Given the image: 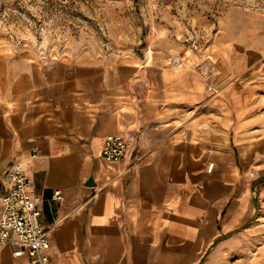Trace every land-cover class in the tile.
I'll list each match as a JSON object with an SVG mask.
<instances>
[{"label": "crops", "instance_id": "crops-1", "mask_svg": "<svg viewBox=\"0 0 264 264\" xmlns=\"http://www.w3.org/2000/svg\"><path fill=\"white\" fill-rule=\"evenodd\" d=\"M132 132L122 159L101 157ZM14 170L42 199L52 264H264V20L208 77L158 59L1 61L0 199ZM0 264L30 263L1 248Z\"/></svg>", "mask_w": 264, "mask_h": 264}, {"label": "rangeland", "instance_id": "rangeland-1", "mask_svg": "<svg viewBox=\"0 0 264 264\" xmlns=\"http://www.w3.org/2000/svg\"><path fill=\"white\" fill-rule=\"evenodd\" d=\"M263 20L264 0H0V62L178 59L196 66L216 62L233 34Z\"/></svg>", "mask_w": 264, "mask_h": 264}, {"label": "built area", "instance_id": "built-area-1", "mask_svg": "<svg viewBox=\"0 0 264 264\" xmlns=\"http://www.w3.org/2000/svg\"><path fill=\"white\" fill-rule=\"evenodd\" d=\"M170 65L182 64L176 59ZM213 67L212 61L196 65L204 77L211 74ZM209 89L217 92L212 86ZM136 139L135 132L105 138L101 157L110 162L122 159ZM212 169L210 165L209 171ZM54 197L63 199L60 192H55ZM41 201L33 182L23 172L14 170L6 174V190L0 199V249L9 248L15 258L26 257L30 264H52L49 231L41 222Z\"/></svg>", "mask_w": 264, "mask_h": 264}]
</instances>
